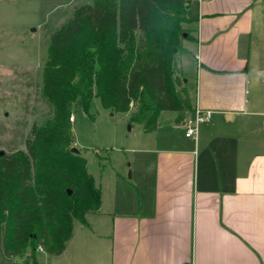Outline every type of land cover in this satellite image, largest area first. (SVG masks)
I'll return each mask as SVG.
<instances>
[{
  "label": "crops",
  "instance_id": "0c3cea01",
  "mask_svg": "<svg viewBox=\"0 0 264 264\" xmlns=\"http://www.w3.org/2000/svg\"><path fill=\"white\" fill-rule=\"evenodd\" d=\"M186 16L179 77L211 119L195 138L192 109L161 111L151 132L129 123L128 166L93 177L101 204L87 225L21 264H264V0H189Z\"/></svg>",
  "mask_w": 264,
  "mask_h": 264
},
{
  "label": "trees",
  "instance_id": "16d2710c",
  "mask_svg": "<svg viewBox=\"0 0 264 264\" xmlns=\"http://www.w3.org/2000/svg\"><path fill=\"white\" fill-rule=\"evenodd\" d=\"M189 0H92L78 6L49 37L40 96L49 115L33 124L25 150L0 154V239L6 257L31 247L59 254L73 221L101 204L100 188L86 160L71 151L69 116L75 104L87 111L94 97L112 112L134 110L129 123L144 132L161 111L192 109L177 58L191 40ZM67 190L71 191L68 194Z\"/></svg>",
  "mask_w": 264,
  "mask_h": 264
},
{
  "label": "rangeland",
  "instance_id": "374dc122",
  "mask_svg": "<svg viewBox=\"0 0 264 264\" xmlns=\"http://www.w3.org/2000/svg\"><path fill=\"white\" fill-rule=\"evenodd\" d=\"M91 1L0 0V150L5 153L25 150L32 125L40 124L49 115L50 107L40 96L49 37L78 6ZM182 25L190 29L188 23ZM192 49L194 55L195 48ZM190 73L195 76L194 71ZM72 115L73 140L86 160L87 172L96 181L104 170L113 172L128 166L130 153L126 148L135 131H130L129 119L126 122L122 112L104 109L94 97L87 111L75 104ZM30 253L29 246L21 256L6 257L1 237V263H24Z\"/></svg>",
  "mask_w": 264,
  "mask_h": 264
},
{
  "label": "built area",
  "instance_id": "2783aa9c",
  "mask_svg": "<svg viewBox=\"0 0 264 264\" xmlns=\"http://www.w3.org/2000/svg\"><path fill=\"white\" fill-rule=\"evenodd\" d=\"M212 112L209 110H203L199 107H195L191 111V116L188 119H184L183 125L185 126V136L195 138L197 133V127L199 124L210 120ZM70 122L73 121V115L69 116ZM38 251H43L41 246L37 247Z\"/></svg>",
  "mask_w": 264,
  "mask_h": 264
},
{
  "label": "water",
  "instance_id": "95a60500",
  "mask_svg": "<svg viewBox=\"0 0 264 264\" xmlns=\"http://www.w3.org/2000/svg\"><path fill=\"white\" fill-rule=\"evenodd\" d=\"M71 151L74 152V153H79V149L77 147H72L71 148ZM4 151L3 150H0V154H2ZM68 194H71V191L70 190H67Z\"/></svg>",
  "mask_w": 264,
  "mask_h": 264
}]
</instances>
